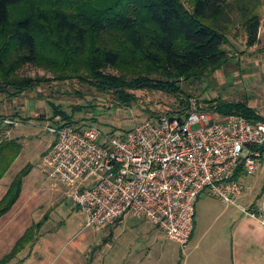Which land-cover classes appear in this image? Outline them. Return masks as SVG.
Listing matches in <instances>:
<instances>
[{
  "label": "trees",
  "instance_id": "1",
  "mask_svg": "<svg viewBox=\"0 0 264 264\" xmlns=\"http://www.w3.org/2000/svg\"><path fill=\"white\" fill-rule=\"evenodd\" d=\"M232 10L224 0H0V95L14 98L41 85L42 80L20 76L27 65L49 69L55 80L78 78L97 91L113 93L126 107L134 102L135 91L181 95L178 84L183 76L196 78L225 65ZM240 10L247 15L245 5ZM246 19L249 48L258 42L260 19L256 14ZM109 68L120 69L122 76L104 73ZM184 101L183 109L168 117L184 119ZM48 103L51 125L78 131L92 126L74 120L76 106L70 116ZM210 109L222 118L264 121L247 101L219 102ZM91 119L97 123V118ZM1 141L0 179L22 149L17 140ZM31 170L27 165L16 175L0 203V219L17 202L22 180ZM237 175L238 169V179ZM45 220L32 224L0 264L26 260L16 259L32 248Z\"/></svg>",
  "mask_w": 264,
  "mask_h": 264
},
{
  "label": "rangeland",
  "instance_id": "2",
  "mask_svg": "<svg viewBox=\"0 0 264 264\" xmlns=\"http://www.w3.org/2000/svg\"><path fill=\"white\" fill-rule=\"evenodd\" d=\"M239 1L241 3L236 6L237 0H224L226 4L233 7L231 13L233 23L229 33V43L225 45L228 52L225 65L211 74H202L196 78L189 79L183 76L178 84L181 92H183L181 95L158 91H135L133 92L135 95L134 102L126 107L116 100L113 93L97 91L87 82L78 78L55 80L53 73L42 66L27 65L19 72L23 78L29 77L42 81L41 85L27 90L21 96L7 98L0 95L1 123L4 122L5 118L13 120L14 116H19L20 119H16L19 125H14V128L8 127L13 125L5 123L7 127H3L8 128L14 134L10 137L14 138L21 132L26 135L22 142L21 155L6 179H12L17 172L30 164L32 170L24 179L26 192L41 191L42 195L40 196L42 198L34 204H38L34 213L31 212L23 220L20 219L23 215L17 217L20 221L18 224L17 219L13 222L14 233L0 237V246H3L0 247V254L8 250L7 247L13 243L14 239H17L27 224L40 218L41 215L39 214H43V219H46L41 230L43 239L46 240V245L43 248L45 249L47 244L52 245L53 243L52 247L49 248L48 253L50 255L41 261L39 255L37 257L36 254L31 253V249H26L20 253L16 260L18 263L24 257L29 260H24L19 264H128L129 261L122 260V255L127 253L140 255L143 259H139L138 264H173L171 247L176 249L178 262L186 257L190 248L184 247L182 249L178 244L171 245V242L162 241V238H160L161 245L152 242L153 233L161 237L163 235L151 222L148 221V223L146 220L145 222L141 221L140 224L139 221H129L136 223V227L127 228L126 233L138 229L142 235L139 236L138 233L131 232L129 241H132L134 245L130 252L126 250L128 241L124 240L125 236L118 235L121 230H125V227L119 226L111 236H109L110 225L103 228L86 227L87 218L82 210L73 204L68 195V188L61 181L51 178L45 172L47 167L43 162L44 150L54 138V135L46 129L52 124L50 118L53 117V111L48 102L53 103L60 110L66 111L70 116L73 115L72 112L76 106L79 111L74 115V120L80 118L83 123L92 124L91 127L101 129V132L107 136H121L120 134L128 132L150 117L175 114L176 111L183 109L181 103L184 99L188 102V107L184 108L185 112L188 110L189 113L192 108L202 109L209 113L212 120H216L219 116L210 109L212 105L226 101H247L264 114V71H261L264 69V51H257V49L264 50V0ZM243 5L246 6L247 15L240 10ZM253 14H256L260 19L259 39L256 44L247 48L248 33H246L245 22L247 21L246 18ZM104 73L116 77L122 76V72L118 68H109ZM3 114H7L6 117H2ZM92 117L97 118V123L91 119ZM219 118L221 117L219 116ZM199 127L200 125H195L193 129L197 130ZM1 138L3 135H1L0 140ZM261 170L258 168L254 174L248 175L250 176L248 178L250 183L259 176L264 177L263 171L262 174L260 173ZM89 182H92V179ZM54 183L58 184V191L54 189L56 187L52 188L51 185ZM258 190L253 187L244 195L247 194L248 198L252 200ZM207 194L208 192H205L202 195L201 198L205 201L202 204L214 212V216L223 213L219 222L225 224L226 228L241 219L243 214H241L238 206L233 205L226 208L227 205L219 199ZM244 195L237 199L236 204L247 207L249 204L245 197L242 198ZM201 205H197V208L199 209ZM21 220L22 223H20ZM7 230L10 232V228ZM38 244L43 245V241L40 240ZM123 248L124 250H122ZM62 259L65 261L62 262ZM15 262L13 260L11 263L14 264Z\"/></svg>",
  "mask_w": 264,
  "mask_h": 264
},
{
  "label": "built area",
  "instance_id": "3",
  "mask_svg": "<svg viewBox=\"0 0 264 264\" xmlns=\"http://www.w3.org/2000/svg\"><path fill=\"white\" fill-rule=\"evenodd\" d=\"M4 123L18 124L11 119ZM46 129L56 140L43 162L49 176L68 188L87 228H103L132 215L185 246L203 192L227 206L237 205L264 225V193L254 206L236 204L251 189L235 176L239 168L249 175L257 171L264 121L253 124L236 115L212 120L208 112L192 108L184 119L160 115L121 136L104 135L96 127Z\"/></svg>",
  "mask_w": 264,
  "mask_h": 264
},
{
  "label": "crops",
  "instance_id": "4",
  "mask_svg": "<svg viewBox=\"0 0 264 264\" xmlns=\"http://www.w3.org/2000/svg\"><path fill=\"white\" fill-rule=\"evenodd\" d=\"M259 39V38H258ZM257 51L261 52L264 50L257 49ZM264 68V66H263ZM261 71H264V69H261ZM249 104V103H248ZM250 107H252L254 110H257L256 112L260 116H264V114L260 113L257 107H253L249 104ZM2 115V114H0ZM6 117L7 114H3ZM13 115V114H12ZM19 117V116H18ZM18 117H14L13 120L17 121L16 119L20 120ZM1 117H0V137L3 135V139H10V140H17V142L22 146V149L18 153L17 157L13 161V163L9 166L6 173L2 176L0 179V203L5 198L6 194L8 193V190L10 189L11 185L13 184V180L15 179L16 175L20 173L23 169H21L19 172L16 173V175L12 179H6L9 172L12 170L11 168L16 163V160L20 157L21 152L23 150L22 142L24 141V138L26 135H24L22 132L18 133L14 138L10 137L11 135H14L9 131L8 128H4L3 126L7 127L4 122L1 123ZM4 119V118H3ZM7 119V118H5ZM10 119V118H8ZM3 121V120H2ZM18 122V121H17ZM19 125V124H18ZM13 127L14 126H8ZM0 140V144L1 141ZM55 138H52L51 142L47 145L44 152L47 154L49 150L52 148ZM259 166L258 168H261L262 170L260 173L262 174V171L264 173V155L261 156V158L258 159ZM30 165V164H28ZM45 172L48 173L47 169H45ZM30 174V173H29ZM243 169H238V181L243 185L249 186L251 189L253 187L259 189L258 193L254 195L253 199H249L248 195L245 194L242 198H246L248 200L249 206H254L258 203L261 196L264 193V177H258L253 179L252 183L249 182L248 176ZM28 176V175H27ZM25 176L22 180V189L19 193V198L17 199V202L12 206V208L9 210L10 212L6 213L1 217L0 219V237L4 235H8L9 233H14V225L13 222L17 219L18 216L23 215L20 217V219H25L28 217V215L31 212H35L34 209L38 207V204L34 205L35 203L39 202V200L42 198L40 195H42L41 191L31 190V192H26L25 182L24 179H26ZM52 188H54L56 191L59 190L58 184L54 183L51 185ZM205 192L201 193L199 196L197 202H196V210H195V224L192 231V235L188 241V243L185 246H181L176 241H172L167 238V236L163 233V231L156 226H154L159 232L161 231V235H155L153 233V236L151 237L153 239L152 242H154L156 245L157 243L160 244V238H162V241L171 242L172 244H178L180 248H190L189 253L186 255V257L181 260L177 261V253L176 249L171 247L172 249V263L173 264H264V225L258 223L256 220L249 218L246 214H243L241 211V214H243L239 221L235 222L233 225L230 224L228 228H226L225 224L222 222H219L220 217L223 213H219L216 216H214V212H212L206 205L202 204L205 203L204 199H202V195ZM208 195V194H207ZM209 196V195H208ZM238 199V198H237ZM237 201V200H236ZM202 204V205H201ZM197 205H201V207L198 209ZM31 206V207H29ZM233 205L227 206L226 208H230ZM237 206V205H236ZM242 206V205H241ZM244 207V206H243ZM202 211L200 212V209ZM240 210V209H239ZM37 215V214H36ZM40 218L37 220H32V223L30 222L27 224V226L24 228L23 232L19 234L17 239H14L13 243L7 247L8 250L4 251V253L0 254V259L4 257L5 253H7L12 246L18 241V238L21 237L24 232L32 227V224L39 223L43 219V214H39ZM85 215V214H84ZM22 220L20 223H22ZM146 219L143 218H136L134 216H124L122 218L117 219L114 224L110 225L109 228V236H111L114 233V230L116 231L119 226H122V228L125 227L124 231H120L118 235L125 236L124 240L128 241V245L126 247V250L128 252L132 251V247L134 243L132 241H129V236H131L132 233H138L139 236L141 235V232H139L138 229H135L134 231H130L126 233L127 228L136 227V223L129 222V221H139V224L142 222H145ZM20 220L17 219V224ZM142 221V222H141ZM147 221V220H146ZM148 222V221H147ZM11 223V224H10ZM149 223V222H148ZM5 226L3 227V225ZM124 225V226H123ZM44 226V225H43ZM7 228H10V232L7 230ZM43 229V227H42ZM41 229V230H42ZM36 238V241L34 242V245L32 246L31 250L33 255L36 254L39 255V259L45 260L47 255H50L49 248L52 247V245L47 244V247L45 249L43 248L46 244V240L43 239V233L41 232ZM42 240V244H38V242ZM132 242V244H131ZM1 243V241H0ZM161 245V244H160ZM2 246V245H1ZM0 246V247H1ZM3 247V246H2ZM164 246L162 245V248ZM39 249V250H38ZM1 250V249H0ZM124 250V248L122 249ZM1 252V251H0ZM27 253V252H26ZM125 253H127L125 251ZM32 255V257H33ZM31 257V258H32ZM38 257V256H37ZM147 257V256H146ZM139 259H143L140 255L135 254H125L122 255V260L129 261L128 264H138ZM29 260V259H28ZM26 260V261H28ZM65 260L62 259V262ZM57 262V261H56ZM61 262V263H62ZM50 263V262H49ZM55 263V262H54ZM41 264V263H40ZM46 264V263H45ZM48 264V263H47ZM56 264V263H55Z\"/></svg>",
  "mask_w": 264,
  "mask_h": 264
}]
</instances>
